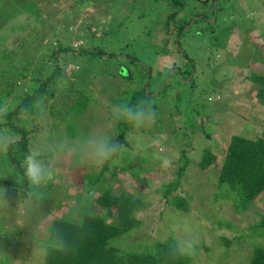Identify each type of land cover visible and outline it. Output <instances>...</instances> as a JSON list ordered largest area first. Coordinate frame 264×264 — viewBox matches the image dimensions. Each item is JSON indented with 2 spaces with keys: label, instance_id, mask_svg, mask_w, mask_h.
Returning <instances> with one entry per match:
<instances>
[{
  "label": "rangeland",
  "instance_id": "rangeland-1",
  "mask_svg": "<svg viewBox=\"0 0 264 264\" xmlns=\"http://www.w3.org/2000/svg\"><path fill=\"white\" fill-rule=\"evenodd\" d=\"M204 2L205 6L200 0H0V137L14 144L26 139H21L22 134L30 133L27 154L29 149H41L42 159L52 171V179L35 189L39 198L29 195L34 190L30 184L23 194L28 182L21 171L24 160L20 164L12 160V143L7 148L0 145V264H46L44 244L53 220L62 210L79 207L76 196L87 194L86 183L79 190L76 179L83 180L86 170L103 169L80 159L76 165L75 154H51L48 148L68 140L75 114H67L65 108L80 96L83 100L76 103L77 108L86 109L88 104V110L81 114L76 133L68 141L88 137V129L90 136L104 129L116 138L115 123L120 120L113 118L112 108L122 101L124 89L136 86L122 73L129 68L139 71L123 59L128 55L152 67V90L159 92L157 88L170 80L164 97L157 99L165 106L155 110L154 123L140 129L133 126L129 133L133 172L129 165V170L126 166L115 175L113 169L104 174L116 192L128 189L147 205L138 214L143 227L134 239L168 240L182 235L188 225L198 244L205 239L211 248L198 254L196 261L220 264L228 259L230 264H246L249 260V264L254 253L250 239L264 243V235L247 229L260 220L253 211H245L239 222L233 221V203H206L188 182L192 173L182 175L183 190L172 193H192L190 212L169 209L162 195L169 183L178 180L185 158L190 161L188 166L197 167L206 149L220 154L232 134L264 136V98L258 96L260 86L252 80L253 74H264V0ZM201 12L205 13L197 15ZM182 25L184 37L178 42ZM183 50L189 59L181 54ZM50 58L56 61L50 63ZM190 60L195 62L193 69ZM47 65L52 67L48 72ZM175 67L187 70L183 78ZM55 69L61 70V87L51 97L43 95L30 108L33 115H10L33 94L37 78ZM163 158L170 161L169 166H163ZM210 170L190 172L212 184L205 188L211 194L217 190V171ZM139 175L145 180L133 177ZM48 184L51 188L45 191ZM63 199L68 205L56 211ZM257 201L264 212V193ZM219 221L225 222L222 227H218ZM240 230L251 238L235 240L241 236ZM30 235L31 242L26 243L24 238ZM224 237L235 240L229 249Z\"/></svg>",
  "mask_w": 264,
  "mask_h": 264
},
{
  "label": "trees",
  "instance_id": "trees-1",
  "mask_svg": "<svg viewBox=\"0 0 264 264\" xmlns=\"http://www.w3.org/2000/svg\"><path fill=\"white\" fill-rule=\"evenodd\" d=\"M214 1V0H210ZM201 3V2H200ZM205 6V2L201 3ZM184 25L180 28L178 33V42L181 41V36H184L182 30ZM180 44V43H179ZM181 46V45H180ZM182 48V47H181ZM183 49V48H182ZM183 55L188 57V54L183 50ZM54 54V53H53ZM104 54V51L102 52ZM111 54L110 57H112ZM55 58V57H54ZM59 59V58H58ZM57 59V60H58ZM128 60L133 66L138 67L139 71L123 72V77L127 79L130 83L135 82L136 86L133 88H126L123 90L125 96L122 97V103H128L134 105L140 99H148L153 102L154 110L163 109L165 105H160L157 99H162L166 94L164 89L170 85V80H166L157 88L156 92L152 90L151 81L153 77V69L148 63L141 62L139 59L128 55V57L123 58ZM50 63H54L56 59H49ZM191 68L196 67L195 62L190 60ZM194 62V63H193ZM54 67L59 66L55 63ZM51 66L47 65V72L51 69ZM176 68V67H175ZM181 78H183L184 70L177 67ZM61 70L52 71L46 77L37 78V87H35L33 94L27 96V99L18 109L12 111L10 115L13 117L34 114V110L31 112L30 108L39 103L43 97H51L56 89L60 86L59 74ZM128 77H125L126 74ZM191 73V72H190ZM149 78L147 81V76ZM39 76V75H38ZM194 77L196 75H193ZM192 76V77H193ZM193 77V79H194ZM136 78V79H135ZM253 83H257L260 86L258 91V96L264 98V74L252 75ZM147 81V82H146ZM192 82V81H191ZM149 85V94L147 93L146 87ZM162 87V88H161ZM161 88V89H160ZM80 96L77 102L81 99ZM83 100V99H81ZM76 100L69 107L66 112L67 114H72V128L69 129L68 140L72 138L74 133H76V125L79 123L83 114V111L88 110V104L85 106L86 109H79L76 105ZM177 105V103H175ZM172 104V106H175ZM41 107V105L39 106ZM36 112H38V108ZM78 110V111H77ZM39 113V112H38ZM80 117V118H79ZM30 118V117H28ZM32 120V119H31ZM32 122H34L32 120ZM125 123L124 120L116 122L117 131L116 138L123 145V150L116 155V159L119 160L118 165H112L111 162L106 163L101 171H96L92 169L91 173H84L83 180L76 179L74 183L75 186L81 190L84 187V183L88 187L87 194L85 196H76L80 201L79 207H70L66 210H62V215L59 218L53 220L52 225L49 228L48 240L44 244L46 249V264H207L206 262L196 261V256L203 251H211L208 242L203 239L201 244H198L196 250L191 255L176 256L172 257L168 255L169 245L173 243V237L168 240H154L152 237L146 240L145 238L134 239L138 236V231L143 227V221L139 218L138 214L146 208V203L143 198L136 196L134 192L132 193L128 189H124L121 192H116L113 188V183L109 182L104 178L105 171L113 169V174L118 172V169H125L126 166L129 170V165L131 166V172H133V160L134 151L130 149L129 142L127 140L129 133L131 134V129L133 127L130 124L128 127H123ZM11 133V130L9 131ZM28 133L27 135L22 134V138H26L24 141H19L17 143H12L10 146V154L13 156L12 160H15L20 164V160H24L27 155V144H28ZM79 136V135H78ZM87 136H90L89 129L87 131ZM154 138V137H153ZM139 143V138L137 139V144ZM20 145V146H19ZM139 145V144H138ZM18 147V148H17ZM20 147V148H19ZM26 152V153H25ZM52 154V152H50ZM120 159H123L121 162ZM186 162L178 170V180L171 182L162 191V195L166 199V204L171 206L169 209H176L185 213L190 212V199L191 194L188 195H172L178 189L183 190V180L181 176L185 173H192L194 176L189 178L188 182H191L192 189L199 192L200 196L204 197V201L211 206H215L217 202L218 205H228V202L233 203L235 215L232 219L235 222H239L242 219V213L245 211H253L255 215L260 217V220L254 224H249L248 228L251 233L264 235V212L260 211L258 208V198L264 193V136L251 138L239 134H232L229 143L223 147L220 154L213 153L210 149H206L203 158L197 163V167L188 166L190 162L185 158ZM148 161V160H147ZM145 162V161H144ZM76 165H78L79 158L75 160ZM75 165V164H74ZM20 166V165H18ZM199 169L204 171H211L214 169L217 174L216 180V192L208 193L206 187H211L212 184L206 182L200 178L201 175H196L194 172H190L191 169ZM72 169V168H71ZM154 171V169H151ZM21 171L24 172V167H21ZM129 174H132V173ZM139 181H144V177L136 178ZM85 178V180H84ZM1 183V181H0ZM203 184V186H202ZM209 184V185H208ZM27 187L23 191V194L29 190V183H26ZM51 186L48 184L44 190L48 191ZM86 188V187H85ZM160 190V189H158ZM208 195H205V193ZM67 197H71L69 194H65ZM194 196V195H193ZM196 196V193H195ZM64 203L60 206H56L59 211L63 208L64 204L69 203L68 200L63 199ZM217 206V205H216ZM254 208L257 210L255 211ZM167 212V211H166ZM238 214V215H237ZM165 214L161 213V218L165 220ZM161 220V221H162ZM162 221V222H163ZM218 227L223 226V221H219ZM166 226V225H165ZM168 226V225H167ZM241 236L237 237L235 240H246L251 238L247 236L245 232L240 230ZM58 232H62L69 240V246L64 247L56 244L55 237ZM142 234H140L141 236ZM235 240L230 238H225L224 241L228 249L231 243ZM250 245L252 246V251L254 252L249 264H264V243H260L253 239H250ZM241 245H238L239 249ZM249 260H247L246 264ZM220 264H230V261L220 262Z\"/></svg>",
  "mask_w": 264,
  "mask_h": 264
},
{
  "label": "clouds",
  "instance_id": "clouds-1",
  "mask_svg": "<svg viewBox=\"0 0 264 264\" xmlns=\"http://www.w3.org/2000/svg\"><path fill=\"white\" fill-rule=\"evenodd\" d=\"M184 57L187 58V55ZM112 114L114 119L124 120L137 129L150 126L156 118L153 102L148 99H140L134 105L117 104L113 106ZM12 142L7 137H0V145L5 148ZM48 150L53 153L60 152L66 156L75 154L82 162L101 168L109 162L114 166L119 164V160L115 157L123 150V145L118 140H114L106 130L100 129L89 137H82L73 141L64 140L58 145H50ZM42 156L41 149H29L23 163L24 175L34 189L29 195L37 198H39V193L35 189L45 186L52 179L51 168L42 159ZM169 164L170 161L163 158V166L167 167ZM24 240L26 243L31 242V235L25 237ZM55 240L58 245L69 246V240L62 232L57 233ZM198 243L193 229L185 225L182 235L173 236V243L169 245L168 255L172 257L191 255L195 252Z\"/></svg>",
  "mask_w": 264,
  "mask_h": 264
},
{
  "label": "flooded vegetation",
  "instance_id": "flooded-vegetation-1",
  "mask_svg": "<svg viewBox=\"0 0 264 264\" xmlns=\"http://www.w3.org/2000/svg\"><path fill=\"white\" fill-rule=\"evenodd\" d=\"M215 1V0H214ZM200 2L202 3V2H204V0H200ZM205 12H201V13H199V14H197V15H202V14H204ZM205 18H206V15L204 16ZM209 20V18L207 19V20H205L206 22H209L208 21ZM191 22V21H190ZM184 36H181V38L180 39H182ZM177 39H179V38H177ZM181 54H183V53H181ZM176 70H179L177 67H176ZM180 72V71H179Z\"/></svg>",
  "mask_w": 264,
  "mask_h": 264
},
{
  "label": "water",
  "instance_id": "water-1",
  "mask_svg": "<svg viewBox=\"0 0 264 264\" xmlns=\"http://www.w3.org/2000/svg\"><path fill=\"white\" fill-rule=\"evenodd\" d=\"M146 90H147V93L149 94V85H147Z\"/></svg>",
  "mask_w": 264,
  "mask_h": 264
}]
</instances>
